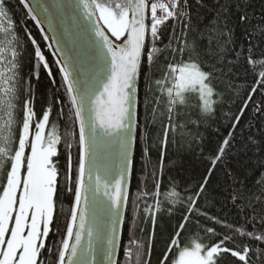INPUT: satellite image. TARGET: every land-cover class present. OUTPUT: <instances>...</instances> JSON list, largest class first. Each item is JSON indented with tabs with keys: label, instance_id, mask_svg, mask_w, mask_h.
Listing matches in <instances>:
<instances>
[{
	"label": "snow or ice",
	"instance_id": "6c2138e0",
	"mask_svg": "<svg viewBox=\"0 0 264 264\" xmlns=\"http://www.w3.org/2000/svg\"><path fill=\"white\" fill-rule=\"evenodd\" d=\"M19 3L33 21L36 10L66 17L57 43L67 45L59 68L67 103L58 107L62 99L53 100L37 113L31 80L22 76L18 25L7 0H0V264H98L97 258L99 264H151L157 217L162 212L172 215L177 205L184 214L160 264H264V231L224 224L198 208L217 166L231 154L233 133L247 103L197 190L185 202L175 190L161 192L164 153L182 127L180 109L189 99L195 97L198 111L211 116L222 81L231 82L246 71L264 86V27L247 30L251 0H212L209 36H216L203 41L207 59L186 39L193 26L191 0H59L37 4V9L29 8L26 0ZM195 3L207 10L205 0ZM240 26L245 28L242 41L236 38ZM27 35L38 62L34 69L42 66L52 77L36 40ZM85 45L91 51H85ZM161 61L163 74L152 80L148 106L154 117L150 123L158 129L161 163L155 170L149 167L144 177L152 183L154 202L149 204L148 192L142 191L137 201L143 207L134 213L149 218L153 233L143 241L132 235L125 244L123 226L136 148L141 136L150 140L147 130L140 129L139 83L142 73ZM33 76L39 79L37 71ZM52 83L55 86L56 81ZM256 92L251 90L249 101ZM69 120L78 130L79 155L74 165L71 151L67 153L62 176L58 158L64 137L59 126ZM113 153L116 159L109 163ZM141 153L150 165L149 151L142 148ZM255 184L258 187L249 188L236 181L237 191L230 199L253 224L257 217L264 224V180ZM65 192L71 194L72 206L62 217L58 205ZM61 219L66 220L62 227ZM202 220L225 231L206 227Z\"/></svg>",
	"mask_w": 264,
	"mask_h": 264
},
{
	"label": "trees",
	"instance_id": "16d2710c",
	"mask_svg": "<svg viewBox=\"0 0 264 264\" xmlns=\"http://www.w3.org/2000/svg\"><path fill=\"white\" fill-rule=\"evenodd\" d=\"M205 3L207 10L198 7L195 0H191L193 26L192 31L186 37L189 43L201 49L202 59H207L203 41L216 36L215 33L209 36L212 0H205ZM7 5L9 13L18 25L20 42L24 51L22 76L25 80H31V86L36 96L35 108L37 113L39 114L45 106L57 99L63 101L58 107H64L67 98L63 88L62 74L59 71L60 66L51 52L47 40L44 39L45 35L41 27L37 21L30 19L28 9L20 4L19 0H7ZM248 12V31L257 25L264 27V0H251ZM199 14H202L203 18ZM244 31V26L237 27L236 38L238 41H242V32ZM27 34L36 40L52 71V77L48 76L47 71L42 66L39 69H34V65L38 62L34 58L35 49ZM167 41L168 35L166 33L164 42L167 43ZM164 65L165 62L161 61L155 68L144 71L139 83L140 129L141 132L147 130L150 140L146 141L141 136L136 148L135 172L129 182V207L125 212V224L123 226L125 244L128 243L132 235L143 241L149 234L153 233V226L149 222V218L143 215L135 217L134 213L138 207H143V203L137 201V197L142 194V191L148 192L147 202L149 204L154 202L151 195L152 183L144 180V177L147 175L149 167L155 170L160 165L161 151L157 146L158 129L150 123L154 117L149 112L148 106L153 99V93L150 91L152 80L162 76ZM144 67L146 68L147 65L145 64ZM34 71L38 72L39 79L33 76ZM53 79L56 81L55 86L52 83ZM253 88H256L257 92L249 101L248 96ZM217 92L215 112L211 116H205L198 111L195 97H191L187 105L180 109L181 119L179 123L182 127L173 134L174 138L164 153L161 192L162 195H166L175 190L179 193L181 201L185 202L186 197L197 190L208 172L217 149L232 131L236 117L247 103L248 107L244 109L241 122L236 126L233 133L231 154L226 156L223 165L217 166L207 187L206 195L198 204V208L201 212H207L209 216L222 221L224 224L243 225L245 230L259 233L264 231V224L259 222L258 217L256 223L253 224L252 219L243 214L244 209L234 203L230 196L237 191L236 181L246 182L249 188H255L258 187L255 181L264 180V176H262L264 173V86L257 84L255 75L241 71L235 80L231 82L222 81L217 86ZM65 111H67L66 108ZM59 127L64 137V143L60 149L61 155L58 158L63 176L67 167V153L71 151L74 165L79 155L78 140L75 135L78 130L70 120L62 121ZM69 143L72 144L71 149L68 147ZM142 148L147 149L150 153V165L141 153ZM61 182L63 183V180ZM71 206L72 196L65 192L58 205L62 217L67 216ZM183 214V210L177 205V210L173 211L172 215L162 212L157 217L151 264H160L164 250L177 226L181 223ZM133 220H135V225ZM65 222V219H61L58 221V225L62 227ZM201 223L206 227H215L217 231H225L219 224H212L206 220H202ZM57 231L59 233L60 228ZM197 235L207 242L203 232H198ZM59 238L58 234L53 238V243H56ZM184 238L192 239L195 237L185 235ZM231 259L229 258V260Z\"/></svg>",
	"mask_w": 264,
	"mask_h": 264
},
{
	"label": "water",
	"instance_id": "95a60500",
	"mask_svg": "<svg viewBox=\"0 0 264 264\" xmlns=\"http://www.w3.org/2000/svg\"><path fill=\"white\" fill-rule=\"evenodd\" d=\"M26 2L29 5V8L37 9V4H45V5H53L59 2V0H26ZM33 15L37 16V21H39V26L41 27L43 33L45 36L48 37V42L52 48L53 53L58 57V61L60 65L65 62L64 57L67 52V45L62 43H57V40L61 39L62 36V26L64 25L66 21L65 18H61L59 14H57L55 17H49L48 14L43 13L39 10H36L32 13ZM63 48L64 50H58ZM85 51H91L89 45H85ZM84 67L86 68L87 65L85 64ZM116 159L115 154L113 153L109 163L111 161H114ZM101 258H97L98 264ZM106 264V261L104 262Z\"/></svg>",
	"mask_w": 264,
	"mask_h": 264
},
{
	"label": "rangeland",
	"instance_id": "374dc122",
	"mask_svg": "<svg viewBox=\"0 0 264 264\" xmlns=\"http://www.w3.org/2000/svg\"><path fill=\"white\" fill-rule=\"evenodd\" d=\"M44 35H45V34H44ZM47 42H48V40H47ZM48 44H49V42H48ZM49 47H50V49H51V52L53 53L50 44H49ZM53 55H54V57L56 58V60H57V62H58V64H59V66H61L60 63H59V61H58V57L55 55V53H53Z\"/></svg>",
	"mask_w": 264,
	"mask_h": 264
}]
</instances>
